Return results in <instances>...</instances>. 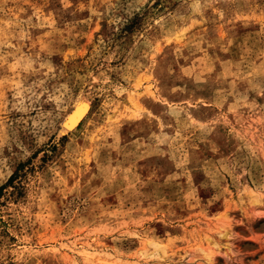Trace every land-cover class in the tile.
Wrapping results in <instances>:
<instances>
[{
	"label": "rangeland",
	"instance_id": "374dc122",
	"mask_svg": "<svg viewBox=\"0 0 264 264\" xmlns=\"http://www.w3.org/2000/svg\"><path fill=\"white\" fill-rule=\"evenodd\" d=\"M0 264H264V0H0Z\"/></svg>",
	"mask_w": 264,
	"mask_h": 264
},
{
	"label": "bare ground",
	"instance_id": "6f19581e",
	"mask_svg": "<svg viewBox=\"0 0 264 264\" xmlns=\"http://www.w3.org/2000/svg\"><path fill=\"white\" fill-rule=\"evenodd\" d=\"M87 106L84 103L78 104L76 109L73 110L66 118L65 125L66 128H73L82 116L86 113ZM64 125V126H65ZM159 243L154 240H145L143 246L137 249L136 255L138 257L144 258L151 252L155 251L159 247ZM139 259V258H138Z\"/></svg>",
	"mask_w": 264,
	"mask_h": 264
},
{
	"label": "water",
	"instance_id": "95a60500",
	"mask_svg": "<svg viewBox=\"0 0 264 264\" xmlns=\"http://www.w3.org/2000/svg\"><path fill=\"white\" fill-rule=\"evenodd\" d=\"M65 127H66V125H65Z\"/></svg>",
	"mask_w": 264,
	"mask_h": 264
}]
</instances>
